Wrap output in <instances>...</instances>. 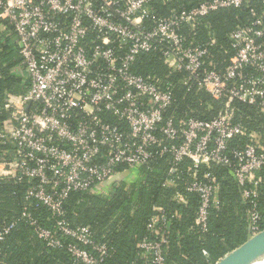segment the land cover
Listing matches in <instances>:
<instances>
[{
	"label": "built area",
	"instance_id": "2783aa9c",
	"mask_svg": "<svg viewBox=\"0 0 264 264\" xmlns=\"http://www.w3.org/2000/svg\"><path fill=\"white\" fill-rule=\"evenodd\" d=\"M174 1L0 0L6 24L0 43L13 46L19 63L11 75L22 81L19 93H4L0 107V180L25 184L19 219L45 247L66 250L74 264H101L109 251L89 227L67 222L69 195L105 197L107 181L166 157L161 185L174 190L177 203L182 192L199 199V232H207L210 210L218 205L212 166L227 169L249 202L251 236L262 230L257 189L264 126L252 145L232 143L250 137L236 120L237 104L264 117V0H203L167 17L155 15L153 4ZM227 9H245L251 21L230 33L232 54L218 69L210 59L212 36L199 45L184 29L193 32L202 18ZM146 54L158 57L169 74L134 72ZM179 73L185 76L174 82L171 74ZM178 84L220 102L217 116H168ZM41 209L49 213L42 219L36 214ZM176 218L153 207L146 225L151 237L137 246L143 264H167V229ZM14 227L0 225V241Z\"/></svg>",
	"mask_w": 264,
	"mask_h": 264
},
{
	"label": "trees",
	"instance_id": "16d2710c",
	"mask_svg": "<svg viewBox=\"0 0 264 264\" xmlns=\"http://www.w3.org/2000/svg\"><path fill=\"white\" fill-rule=\"evenodd\" d=\"M201 1L203 0H178L167 5L156 3L152 8L156 16L167 17L172 10H189ZM259 6L261 7L260 4ZM259 6L256 4L257 9ZM250 21L251 16L245 9L221 10L202 18L193 32L184 29V34L199 45L207 44L212 36L210 59L220 69L232 54L228 41L230 33L237 26L246 25ZM2 25L6 24L0 21V28ZM2 32L0 30V42L4 38ZM18 63L19 59L13 46L7 40L3 45L0 43V107L6 91L19 93L22 88V81L11 75V69ZM134 72L141 75L152 73L160 77L169 74L162 61L150 54L141 57L134 67ZM184 76V73L171 74L174 82ZM173 94V104L168 116L175 119L193 117L210 120L215 118L222 108L220 102L212 100L203 92H196L193 87L187 89L178 84ZM237 105L239 111L236 113V120L241 121L250 137H240L233 141L232 146L247 147L252 145L256 136L261 133L264 117L252 108ZM2 118L0 117V120ZM167 164L166 157L149 169H140L141 178L114 185L105 197L89 192L71 193L64 202L67 222L72 227H89L94 241L107 246L108 256L101 264H143L137 246L145 237H151L146 225L153 215V207L162 208L169 216L177 214V218L171 220L167 229V264H215L248 239L249 202L241 199L240 189L227 169L211 167L215 181L220 187L219 199L217 207L210 210L207 232L201 233L194 226L199 199L182 192L180 202L177 203L171 199L174 190L161 185L166 177ZM258 179L261 183L257 189V207L261 217L260 228L263 230L264 175L258 174ZM24 191L25 184L0 180V225L15 223V227L0 241L2 263L74 264L66 250L45 247L44 243L35 237L32 229L19 219ZM36 214L42 219L49 213L41 209Z\"/></svg>",
	"mask_w": 264,
	"mask_h": 264
},
{
	"label": "water",
	"instance_id": "95a60500",
	"mask_svg": "<svg viewBox=\"0 0 264 264\" xmlns=\"http://www.w3.org/2000/svg\"><path fill=\"white\" fill-rule=\"evenodd\" d=\"M127 173L107 181L105 185H116L122 182ZM249 232V229H248ZM264 261V229L251 236L239 247L225 254L215 264H254Z\"/></svg>",
	"mask_w": 264,
	"mask_h": 264
},
{
	"label": "crops",
	"instance_id": "0c3cea01",
	"mask_svg": "<svg viewBox=\"0 0 264 264\" xmlns=\"http://www.w3.org/2000/svg\"><path fill=\"white\" fill-rule=\"evenodd\" d=\"M140 173V172H139ZM139 173H135L134 175H130V174H127L124 178H123V180L122 181H137L138 179H139V176H140V178L142 177L141 175H138ZM119 184V183H118ZM117 185V184H116ZM114 185H111V186H109V185H105V186H103V188H104V190H106V191H108V192H110L111 191V189H112V187H113ZM96 195H100L101 196V193H96ZM249 234V237L248 238H250L251 237V234L250 233H248ZM254 264H264V261L263 262H256V263H254Z\"/></svg>",
	"mask_w": 264,
	"mask_h": 264
}]
</instances>
